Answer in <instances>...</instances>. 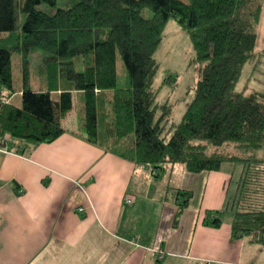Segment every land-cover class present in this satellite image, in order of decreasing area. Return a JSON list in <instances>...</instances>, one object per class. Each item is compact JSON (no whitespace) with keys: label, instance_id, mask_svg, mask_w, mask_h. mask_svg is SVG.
Wrapping results in <instances>:
<instances>
[{"label":"trees","instance_id":"obj_1","mask_svg":"<svg viewBox=\"0 0 264 264\" xmlns=\"http://www.w3.org/2000/svg\"><path fill=\"white\" fill-rule=\"evenodd\" d=\"M74 1L48 13L37 6L56 0H0V143L7 134L23 152L53 141L65 131L62 119L78 92L83 137L104 151L153 169L181 164L192 173L239 163L230 236L264 245V94L235 89L256 53L263 0ZM170 19L188 33L192 62L200 66L176 123L171 105L159 104L152 87L153 55ZM32 50L48 54L36 70ZM230 144L234 153L217 150ZM177 195L173 226L192 196ZM220 213L207 210L203 220L219 226Z\"/></svg>","mask_w":264,"mask_h":264},{"label":"crops","instance_id":"obj_2","mask_svg":"<svg viewBox=\"0 0 264 264\" xmlns=\"http://www.w3.org/2000/svg\"><path fill=\"white\" fill-rule=\"evenodd\" d=\"M75 106L53 141L23 152L0 143V264H264V245L230 236L227 163L137 165L86 141ZM178 190L192 196L173 226ZM207 210L221 211L219 226L204 222Z\"/></svg>","mask_w":264,"mask_h":264},{"label":"rangeland","instance_id":"obj_3","mask_svg":"<svg viewBox=\"0 0 264 264\" xmlns=\"http://www.w3.org/2000/svg\"><path fill=\"white\" fill-rule=\"evenodd\" d=\"M187 2L188 0H181ZM74 0H56L54 6L39 4L38 9H42L48 13L54 12L57 8H64L73 5ZM142 15L145 17L151 16L148 9L142 10ZM256 39V53L248 60L241 71L238 81L235 85L236 90H244L249 96L260 98L264 94V0L260 12L259 20L255 27ZM16 54L12 55V60L16 59ZM48 54L41 50H32L30 52V66L32 69L37 67L47 58ZM154 58L158 63V67L153 77L152 87L157 90V102L162 104L168 102L171 105V118L173 122H178L184 107L185 102L190 100L193 95V84L198 79L200 66L192 62L194 51L188 33L182 29L173 19H170L165 26L163 38L154 52ZM118 85L122 86L125 80V70L122 66L119 55H116ZM76 69H82L81 63L75 59ZM168 75H173L174 80L169 78ZM168 76V77H167ZM16 103L19 102L18 98L12 99ZM77 120L81 121V111L83 106L79 103H74ZM215 149L209 146L211 151ZM219 151L234 153L236 150L233 145H222L217 148ZM224 165V164H223ZM234 166V167H233ZM233 167V168H232ZM232 168V169H231ZM241 168L239 163H227L224 167L225 171H231L232 176L227 186L229 202L224 206L223 216L226 218L230 216L229 213L233 211L231 205L233 201V194L235 185L238 179V171ZM229 212V213H227Z\"/></svg>","mask_w":264,"mask_h":264},{"label":"built area","instance_id":"obj_4","mask_svg":"<svg viewBox=\"0 0 264 264\" xmlns=\"http://www.w3.org/2000/svg\"><path fill=\"white\" fill-rule=\"evenodd\" d=\"M10 139V137H9V135H4V137H3V140H2V142L1 143H5L7 140H9ZM126 203H131L132 202V199H131V197H126L125 198V200H124ZM79 211H81L82 209L81 208H79L78 209ZM157 250V248L155 249V251ZM157 253H156V256H157V258L158 259H161L162 258V256H163V252L162 251H160V250H157L156 251ZM206 264H220V263H215V262H206Z\"/></svg>","mask_w":264,"mask_h":264}]
</instances>
